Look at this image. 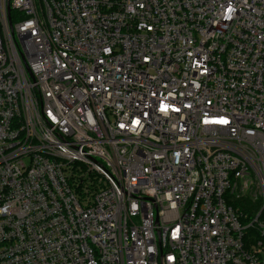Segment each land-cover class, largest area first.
<instances>
[{
    "label": "built area",
    "instance_id": "1",
    "mask_svg": "<svg viewBox=\"0 0 264 264\" xmlns=\"http://www.w3.org/2000/svg\"><path fill=\"white\" fill-rule=\"evenodd\" d=\"M0 264H264V0H0Z\"/></svg>",
    "mask_w": 264,
    "mask_h": 264
},
{
    "label": "snow or ice",
    "instance_id": "2",
    "mask_svg": "<svg viewBox=\"0 0 264 264\" xmlns=\"http://www.w3.org/2000/svg\"><path fill=\"white\" fill-rule=\"evenodd\" d=\"M222 122H224V121H222Z\"/></svg>",
    "mask_w": 264,
    "mask_h": 264
}]
</instances>
